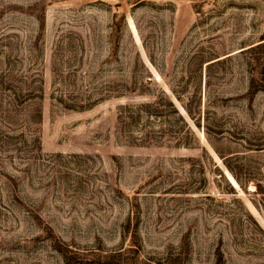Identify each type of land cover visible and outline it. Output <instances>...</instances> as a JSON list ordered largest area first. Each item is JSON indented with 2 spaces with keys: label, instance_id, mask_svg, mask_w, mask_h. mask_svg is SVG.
I'll use <instances>...</instances> for the list:
<instances>
[{
  "label": "rangeland",
  "instance_id": "obj_1",
  "mask_svg": "<svg viewBox=\"0 0 264 264\" xmlns=\"http://www.w3.org/2000/svg\"><path fill=\"white\" fill-rule=\"evenodd\" d=\"M0 264H264V0H0Z\"/></svg>",
  "mask_w": 264,
  "mask_h": 264
}]
</instances>
